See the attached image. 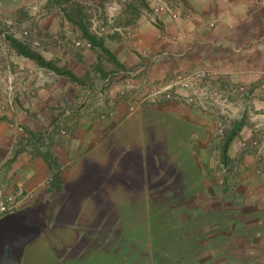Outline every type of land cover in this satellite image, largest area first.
Listing matches in <instances>:
<instances>
[{"label":"crops","instance_id":"1","mask_svg":"<svg viewBox=\"0 0 264 264\" xmlns=\"http://www.w3.org/2000/svg\"><path fill=\"white\" fill-rule=\"evenodd\" d=\"M189 2L188 17H162V35L150 26L141 42L113 54L126 70L149 65L151 82L205 69L230 110L260 113L241 126L235 148L253 134L262 140L264 0ZM6 4L0 0V12ZM92 66L113 69L86 53L76 73L85 82L42 86L29 76L14 115L0 109V188L23 187L27 195L21 219L0 224V264H261L257 185L242 168L237 185L220 180L210 118L183 101L142 103L131 112L117 94L135 81L120 86L114 78L100 93ZM16 128L67 130L50 132L37 149ZM188 208L194 217L176 215ZM16 223L29 229L5 236Z\"/></svg>","mask_w":264,"mask_h":264},{"label":"rangeland","instance_id":"2","mask_svg":"<svg viewBox=\"0 0 264 264\" xmlns=\"http://www.w3.org/2000/svg\"><path fill=\"white\" fill-rule=\"evenodd\" d=\"M189 1L7 0L6 10L0 12V109L14 115L17 93L24 89L27 77L37 75V81L42 86L51 79L57 82L65 78L77 87L85 82L76 75L79 58L86 53L103 57L113 65L112 70L104 72L100 67H91L93 74H99L100 93L111 87L112 79L117 78L115 82L121 86L123 82L127 84L125 80L128 78L135 81V86L124 88L118 92L117 98L119 103L130 102L129 108L160 100L183 101L201 110L213 122L214 136L219 141L216 144L215 165L221 172L220 180L227 184V179H231L232 185H237L240 175L244 176L240 172L242 168L246 179L255 181L258 199H261L264 207V138L261 140L253 134L250 138H241L237 147L234 146V140L242 132L241 126L257 119L260 113L230 110L227 107L228 96L215 87L210 78L206 88L217 91L219 99L210 98L206 109L199 104V96L188 95L187 91L180 88L172 90L176 98L171 100L153 97L156 91L169 86L176 76L184 74H176L166 83L151 82L146 75L149 65L140 62L126 70L112 52L136 40L141 42L143 31L150 26L162 35V17L168 15L173 20L188 17L191 7ZM134 52L142 57L137 47ZM179 91H183V94ZM219 125L223 128L221 135L218 133ZM15 130L26 146L35 142L34 147L36 145L37 149H42L50 140L47 136L50 132L56 130L60 134V131L67 129L48 128L34 132L19 128ZM19 142L16 140V143ZM231 150L235 152L234 156L228 155ZM182 212L183 215L194 217V208L179 209L176 215H182ZM258 260L264 264V244ZM246 263H250L249 258H246Z\"/></svg>","mask_w":264,"mask_h":264},{"label":"built area","instance_id":"3","mask_svg":"<svg viewBox=\"0 0 264 264\" xmlns=\"http://www.w3.org/2000/svg\"><path fill=\"white\" fill-rule=\"evenodd\" d=\"M210 74L207 71H204L202 69L193 71L188 74L184 75H178L176 76L171 84L162 90L156 91L153 94V97L160 98L163 100H171L175 97V94L173 93L174 88H180L184 91L188 92V95H191L194 97V95L198 98L200 105L206 109V106L210 103L211 99H219V93L215 90H208L206 88V83L210 78ZM177 96H179L177 94ZM203 97V98H200ZM179 100V98L177 97ZM135 110V107H130V111L133 112ZM218 133L221 135L223 133V128L221 125L218 127ZM60 135H65V131H60ZM53 181V178L48 180V184H51ZM26 191L23 187H17L12 192L6 191L3 188H0V217L12 213V212H18L24 207V197H26Z\"/></svg>","mask_w":264,"mask_h":264},{"label":"water","instance_id":"4","mask_svg":"<svg viewBox=\"0 0 264 264\" xmlns=\"http://www.w3.org/2000/svg\"><path fill=\"white\" fill-rule=\"evenodd\" d=\"M15 217H17V218H15ZM20 217L21 216L19 214V211L5 214L2 217H0V224L4 223L6 221H9L10 219H13V218L16 219V220L21 219ZM28 229L29 228H27L25 226H22V225H19V224L17 225V223H16V225H14L11 229H8V230L5 231L6 232L5 236L12 237V236L16 235L17 231H19V230H21V231L22 230H28Z\"/></svg>","mask_w":264,"mask_h":264}]
</instances>
